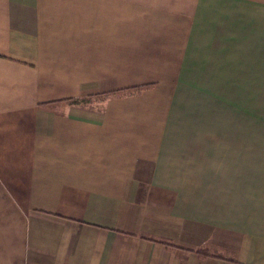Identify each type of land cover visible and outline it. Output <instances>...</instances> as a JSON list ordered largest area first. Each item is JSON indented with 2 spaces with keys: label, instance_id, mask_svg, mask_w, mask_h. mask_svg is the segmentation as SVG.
I'll return each instance as SVG.
<instances>
[{
  "label": "crops",
  "instance_id": "obj_1",
  "mask_svg": "<svg viewBox=\"0 0 264 264\" xmlns=\"http://www.w3.org/2000/svg\"><path fill=\"white\" fill-rule=\"evenodd\" d=\"M0 264H264V0H0Z\"/></svg>",
  "mask_w": 264,
  "mask_h": 264
},
{
  "label": "rangeland",
  "instance_id": "obj_2",
  "mask_svg": "<svg viewBox=\"0 0 264 264\" xmlns=\"http://www.w3.org/2000/svg\"><path fill=\"white\" fill-rule=\"evenodd\" d=\"M224 93L226 94V98H228V99H230V97H232L231 99L238 97V91H237V93H235V91H224ZM203 98H204L203 103H205L206 95H204ZM205 107L207 108L208 112L214 113L217 118H219V117L221 119L223 118V113L225 111V107L222 104H219L217 101H214V104H212V105H209V104L205 105L204 104L203 108H205ZM232 108H233V112H235L234 109H238V106H235Z\"/></svg>",
  "mask_w": 264,
  "mask_h": 264
},
{
  "label": "trees",
  "instance_id": "obj_3",
  "mask_svg": "<svg viewBox=\"0 0 264 264\" xmlns=\"http://www.w3.org/2000/svg\"><path fill=\"white\" fill-rule=\"evenodd\" d=\"M128 91H130V89H126L125 90H121L119 91L120 94H126ZM117 92V91H116ZM105 95V94H104ZM80 99L79 98H73V99H69V101L72 103V102H75V101H79Z\"/></svg>",
  "mask_w": 264,
  "mask_h": 264
}]
</instances>
